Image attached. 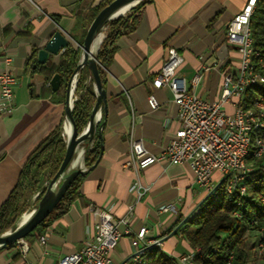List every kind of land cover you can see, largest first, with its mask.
I'll return each instance as SVG.
<instances>
[{
	"label": "crops",
	"instance_id": "1",
	"mask_svg": "<svg viewBox=\"0 0 264 264\" xmlns=\"http://www.w3.org/2000/svg\"><path fill=\"white\" fill-rule=\"evenodd\" d=\"M101 1L0 0V72L11 69L17 78L13 108L0 112V206L17 184L30 153L60 123L66 139L67 93L62 86L54 91L52 76L36 70L41 65L37 63L38 52L58 30L79 48L87 29L82 18ZM246 2L141 0L136 4L140 5L134 29L116 40V50L103 65L108 103L106 123L101 128L104 148L101 152L100 147L95 163L89 158L80 196L59 217L26 238V255L15 245L0 251V264L35 260L57 264L65 254L94 240L96 208L108 210L116 221L129 219L118 225L122 237L109 264L133 261L136 249L132 239L143 225L149 228L148 240L159 239L156 245L178 262L181 255L196 252L181 229L199 211L208 193L195 183L191 166L158 162L137 170L127 163L134 140L141 139L150 153L159 155L179 129L172 90L152 84L170 47L183 56L179 72L188 87L204 99L220 98L225 73L239 66V54L228 42L226 28ZM35 50L36 66L32 70L27 63ZM61 56L49 55L47 62L57 64ZM6 57L12 58L11 65ZM84 72L86 83L94 89L90 71L85 67ZM198 73L200 78L194 83ZM151 94L159 102L157 109L149 104ZM169 203L174 206L172 211H159Z\"/></svg>",
	"mask_w": 264,
	"mask_h": 264
},
{
	"label": "built area",
	"instance_id": "2",
	"mask_svg": "<svg viewBox=\"0 0 264 264\" xmlns=\"http://www.w3.org/2000/svg\"><path fill=\"white\" fill-rule=\"evenodd\" d=\"M250 5H255V0H247L242 10L233 17L226 28V38L239 54V66L237 70L225 73L219 99L207 100L192 91L179 72V67L184 60L183 56L174 47L168 49V55L161 69L154 76L152 84L155 88L168 86L172 90L174 101L178 105L179 129L159 155L150 153L141 139L134 140L128 165L135 166L137 170H144L158 162L188 163L194 171L195 183L207 193L213 191L216 180L226 179L227 188H234V193L238 191L245 195L247 184L244 182V172L252 169H245V165L240 161L241 151L245 147L243 128L246 123H253L255 115L240 114V90L245 87L246 79L261 81L263 76L262 70L248 68L246 65V48L249 43L244 23H250ZM110 33L108 23L104 38ZM78 46L82 50V46ZM66 50L67 48L64 47L60 52L64 53ZM5 60L8 65L13 62L11 57H6ZM199 78L200 73L194 78V83H197ZM16 84L17 78L11 69L0 72L1 113L12 110ZM80 93L83 94V90H77V83H74L67 94L68 109L71 104H75ZM148 101L151 108H158L159 102L154 94L149 95ZM253 105L264 106V98L256 99ZM262 146H264V135ZM256 156L258 155L254 157ZM173 209V204L169 203L162 205L159 211L163 213ZM94 214L98 218L94 240L86 241L80 249L65 254L57 264H109L111 262V253L122 237L118 225L128 223L129 219L116 221L108 210L101 208L94 209ZM148 235L149 228L143 225L132 239V245L136 249L133 256L134 262L141 261V255L148 245L160 243L159 239L148 240ZM262 238L264 240V237ZM142 241H146L144 246H140ZM16 245L23 254L28 253L29 245L26 238L19 240ZM193 254L195 253L181 255L178 264H193ZM29 264L42 263L40 260H35Z\"/></svg>",
	"mask_w": 264,
	"mask_h": 264
},
{
	"label": "trees",
	"instance_id": "3",
	"mask_svg": "<svg viewBox=\"0 0 264 264\" xmlns=\"http://www.w3.org/2000/svg\"><path fill=\"white\" fill-rule=\"evenodd\" d=\"M105 1L102 0L84 15L82 23L85 28ZM139 5L124 15L112 19L111 33L103 40L99 51V59L104 66L116 50V40L134 29L137 19L135 14L139 10ZM250 28L255 47L264 52V0H258L250 20ZM84 37L85 33L82 38L83 42ZM36 52L35 50L27 63V67L32 70H35L34 66H36L34 61ZM79 54L80 49L70 45L57 64L46 62L37 66L36 70L49 76L60 73L62 75L61 88L66 94L67 83L76 69ZM104 75L103 71L105 82ZM77 88L83 90V94H79L74 104L76 122L78 128H83L97 98L92 85L89 86L86 83L84 69ZM260 96H264V85H253L246 90L242 105L250 107ZM98 132L99 130L96 132L90 154L92 163H95L100 155L101 138ZM66 148V141L62 135V123H60L34 148L24 163L17 184L7 200L0 206V230L9 229L14 225L26 211L32 196L36 195L35 203L45 196L47 186H43L46 182L49 183L57 173L64 159ZM248 161L253 164V169L245 175L244 182L249 188L247 195H240L238 191L229 195L226 192V179H224L209 195L207 194L199 211L183 225L181 229L183 236L196 250L195 264H250L252 250L256 244L247 239V232L257 230L261 231L264 236V155L262 157L251 156ZM85 176H80L65 204L40 229L59 217L80 196L79 188ZM179 222L180 220L176 224ZM40 229L27 238L35 235ZM15 245L9 244L0 251L10 249ZM129 264H178V261L162 251L159 246L154 245L142 253V263L132 261Z\"/></svg>",
	"mask_w": 264,
	"mask_h": 264
},
{
	"label": "water",
	"instance_id": "4",
	"mask_svg": "<svg viewBox=\"0 0 264 264\" xmlns=\"http://www.w3.org/2000/svg\"><path fill=\"white\" fill-rule=\"evenodd\" d=\"M129 1H134L135 4L128 10L136 6V4L141 0H106L104 4L95 12L88 23L84 42L80 44L82 46V50H80L76 69L70 76L67 83V94L70 91V87L73 86L74 83L78 82L79 76L86 67L90 71L93 80L94 91L97 97L95 105L100 106L99 113L95 116L92 113L86 125L83 128H78L74 104L69 106L70 113L75 124V133L72 137H66L65 139L67 148L64 159L57 173L48 183L50 185L49 187L47 184L48 192L44 199L40 202L41 205L38 211L24 223L18 226L13 225L9 229L0 230V249H4L9 244H16L19 240L27 238L50 221L58 210H60V208L65 204L80 176L86 175L89 170L88 167L81 165L80 160L77 157L79 140L89 131L95 130L94 134H96L98 127L100 129L98 136L102 140L101 128L106 123L108 113L107 91L103 79L104 66L99 59L100 47L105 39L103 35L101 36V26L105 21H108V23L111 24L113 18L123 15L124 13L119 14L117 11ZM70 45H72V43L69 39H67L66 35H64L60 30L56 31L46 45L39 50L37 63L45 64L49 55H63L65 52L61 53L60 50L64 47L68 48ZM50 85L54 91L58 90L62 85V75L60 73H55L50 79ZM103 148L104 145L101 144V152L103 151ZM91 151L92 149L89 152V158ZM68 170L71 171V177L67 183L62 184V177ZM219 184L220 182L215 185L214 189ZM152 246L153 245H150L146 247V249Z\"/></svg>",
	"mask_w": 264,
	"mask_h": 264
},
{
	"label": "bare ground",
	"instance_id": "5",
	"mask_svg": "<svg viewBox=\"0 0 264 264\" xmlns=\"http://www.w3.org/2000/svg\"><path fill=\"white\" fill-rule=\"evenodd\" d=\"M258 0H255V5H250L249 8V17H252L256 6H257ZM134 1H129L126 3L120 10L117 11V13L122 14L128 11V9L134 5ZM108 26V21H105L101 26V36L104 35L105 29ZM244 30H247V42L249 43V46L246 48V65L248 68H254L256 70H262L263 76H261V81L255 80V79H246L245 80V87L240 90V100H239V112L240 114L244 116H251L252 114L255 115L253 123H246L245 128H243V135H245V147H243V150L240 154V161L241 164L245 165V169H253V164L248 161V159L251 156L258 155L256 157H262L264 155V146L263 145V135H264V106L263 105H253L250 107H244L242 105L243 98L245 95L246 90L253 86V85H264V52H262L260 49L255 47L254 40L252 37V31L250 28V23H244ZM258 50V51H256ZM264 96H260L261 98ZM256 100L254 101V103ZM100 106L95 107L93 111V115H97L99 113ZM64 131L67 138L72 137V135L75 133V124L73 117L71 113L68 111L65 119V125H64ZM94 131H89L85 133L79 140V146H78V159L80 160V163L82 166H86L88 164L89 160V152L91 150L92 142H93V136ZM261 154V155H260ZM251 170H245L244 172V180L245 175L249 173ZM71 177V171L68 170L64 176L62 177V182L70 179ZM223 180H216L214 182V187L217 183H221ZM214 189V188H213ZM249 188L248 186L245 187V195L248 194ZM226 192L229 195L234 194V188H227L226 184ZM209 194V193H208ZM240 195H244V193H239ZM41 203L38 204H32L30 205L26 211L18 218V220L14 223V225L18 226L25 221H27L29 218H31L40 208ZM260 245L264 246V240H260ZM158 243H151L150 245H156ZM148 245V246H150ZM194 256L193 254V264L194 263ZM135 263H142V255H141V261L135 262Z\"/></svg>",
	"mask_w": 264,
	"mask_h": 264
},
{
	"label": "rangeland",
	"instance_id": "6",
	"mask_svg": "<svg viewBox=\"0 0 264 264\" xmlns=\"http://www.w3.org/2000/svg\"><path fill=\"white\" fill-rule=\"evenodd\" d=\"M92 82H93V80H92ZM96 107L99 108V106H96ZM98 130H99V127L97 128L96 132ZM94 137H95V134L93 136V139H94ZM68 180L62 182V184L67 183ZM49 186L50 185L48 184V187ZM47 192H48V190L46 191V194H47ZM46 194H45V196H46ZM44 197L38 203H40L44 199ZM38 203H35V200L32 201V199L30 201V205H32V204L35 205V204H38ZM246 237L251 242H253V243L256 244V247L252 250L250 264H264V246L262 247L260 245V242H261L260 240H262V237H264L263 234H262V232L261 231H257V230H252V231L247 232V236Z\"/></svg>",
	"mask_w": 264,
	"mask_h": 264
}]
</instances>
